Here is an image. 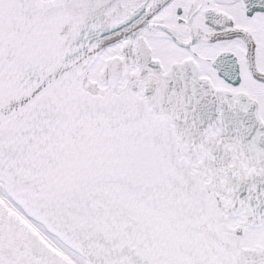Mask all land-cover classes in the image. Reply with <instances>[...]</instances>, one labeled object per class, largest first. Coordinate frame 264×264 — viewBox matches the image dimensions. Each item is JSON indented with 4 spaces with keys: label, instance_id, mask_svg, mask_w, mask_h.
I'll return each instance as SVG.
<instances>
[{
    "label": "snow or ice",
    "instance_id": "1",
    "mask_svg": "<svg viewBox=\"0 0 264 264\" xmlns=\"http://www.w3.org/2000/svg\"><path fill=\"white\" fill-rule=\"evenodd\" d=\"M0 264H264V0H0Z\"/></svg>",
    "mask_w": 264,
    "mask_h": 264
}]
</instances>
